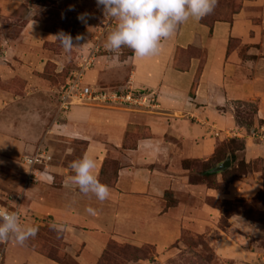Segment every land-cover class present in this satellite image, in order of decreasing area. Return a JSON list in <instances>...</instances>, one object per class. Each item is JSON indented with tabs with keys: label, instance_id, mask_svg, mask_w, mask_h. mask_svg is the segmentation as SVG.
<instances>
[{
	"label": "rangeland",
	"instance_id": "1",
	"mask_svg": "<svg viewBox=\"0 0 264 264\" xmlns=\"http://www.w3.org/2000/svg\"><path fill=\"white\" fill-rule=\"evenodd\" d=\"M247 11L252 12V24L258 25L259 31L250 33L249 39L244 33L230 37L225 53L226 60L235 58L236 72L245 77L249 75V70L243 68L247 60L255 62L260 71L264 63L263 7H248ZM81 14H86L85 20L77 19ZM229 16L231 8L226 1L220 2L209 14L207 24ZM116 23L104 15L96 0H0V209L19 213L21 224L37 228L35 236L23 244L12 239L0 241V264H17L12 260V250L18 246L51 253L60 264H78L71 255L64 254L65 234L44 217L48 214L42 206L43 197L60 188V175L52 174V166H69L85 148L84 142L60 132L67 118L66 111L59 107V91L76 71H82L84 58L96 46L95 60L82 71L81 82L109 94L114 89H126L128 68L122 62L132 50L125 46L118 51L106 48L107 36ZM60 31L70 35L77 48L65 52L52 37ZM78 35L82 39L76 41ZM250 48L253 55L247 54ZM188 54L204 61L205 50L188 49ZM249 102L258 107L253 100L232 103L233 114L244 122L252 119ZM74 107L100 109V115L109 118L108 114L119 111H152L158 103L149 108ZM254 124L255 131L260 126L264 130V121L255 118ZM239 130L241 133L217 143L220 157L239 148L238 142L231 144L229 139L243 141L251 137L264 141L251 136L253 130L245 131V126ZM42 148L51 155L46 169L51 177L36 172L37 182H28L25 157ZM236 153L226 172L214 173L216 176L199 183L189 181L188 170L180 161L177 171L185 173L188 181L174 184L170 179L160 207H152L151 211L143 197L137 200L140 213L134 214L135 228L103 232L107 250L101 264H264V160L246 161L244 152ZM202 162H189L192 175L204 169ZM233 182L240 187L230 186ZM187 183L190 186L186 187ZM244 186L251 187V192L245 193ZM115 234L119 238L111 237ZM83 257L86 264L94 261L90 254Z\"/></svg>",
	"mask_w": 264,
	"mask_h": 264
},
{
	"label": "crops",
	"instance_id": "2",
	"mask_svg": "<svg viewBox=\"0 0 264 264\" xmlns=\"http://www.w3.org/2000/svg\"><path fill=\"white\" fill-rule=\"evenodd\" d=\"M260 6L264 11V0H243L232 22L215 21L212 29L200 22L202 17L189 18L162 41L157 54L137 58L131 51L122 62L128 68L127 82L140 91L154 90L158 95L155 110L119 111L108 114L109 118L100 115V109L73 106L66 111L67 124L60 127V132L85 143L81 157L88 154L94 158L97 178L108 160L117 169L114 184L107 186L109 196L100 201L91 193L79 192L69 180L73 175L69 166H52L51 172L60 175L61 184L54 193L43 197L42 206L48 214L44 217L63 230L65 251L79 264H86L85 253L94 258L92 264L96 263L105 247L103 232L136 227L134 214L140 213L137 200L143 197L151 211L152 207H160L170 179L174 184L188 181L185 173L177 171L180 161H206L215 153L219 141L241 133L235 125L234 101H256L255 118L263 123L264 63L260 71L255 62L247 60L243 68L251 76L245 77L236 72L235 58L226 60L225 54L230 37L244 33L249 39L250 33L259 31V26L252 24V12L247 10ZM262 18L264 28V15ZM179 49L205 50L204 61L201 63L195 56L180 57ZM253 51L250 48L247 54L253 55ZM243 140L246 161L264 160V141L251 137ZM230 186L240 187L237 182ZM243 191L250 193L251 187L244 186ZM88 207L96 214L86 212ZM111 237L119 238L117 234ZM77 247L82 250L77 251ZM12 254L17 264H59L25 247H15Z\"/></svg>",
	"mask_w": 264,
	"mask_h": 264
},
{
	"label": "clouds",
	"instance_id": "3",
	"mask_svg": "<svg viewBox=\"0 0 264 264\" xmlns=\"http://www.w3.org/2000/svg\"><path fill=\"white\" fill-rule=\"evenodd\" d=\"M217 0H96L106 17L117 21L115 28L108 34L106 48L118 51L122 46L132 50L137 58H145L159 52L162 41L170 38L177 27L189 18L199 19L211 13ZM86 14L77 17L85 20ZM65 52L77 48L73 38L58 32L52 36ZM81 36L75 38L76 41ZM73 175L69 180L77 186L80 193H91L103 201L109 196V188L95 175L96 162L88 154L72 161L69 165ZM91 215L95 210L85 209ZM55 227V226H54ZM37 228L21 224L17 212L0 209V241L14 240L23 244L35 236Z\"/></svg>",
	"mask_w": 264,
	"mask_h": 264
},
{
	"label": "built area",
	"instance_id": "4",
	"mask_svg": "<svg viewBox=\"0 0 264 264\" xmlns=\"http://www.w3.org/2000/svg\"><path fill=\"white\" fill-rule=\"evenodd\" d=\"M98 47L93 48L82 65L81 70L87 69L95 60V53L98 51ZM78 70L73 74V78L70 79L66 85L62 87L59 91V107L64 111H68L71 107L76 105H116L123 108H149L156 105V92L148 90L147 92L136 91L130 85L126 86V89L122 90H112L109 94L108 92L102 91L101 89L95 88L90 84H85L81 82L83 78V72ZM263 126H260L257 131L252 132L251 136H257L260 140L264 139ZM51 163V155L47 151L42 149H37V151L26 156L24 160V165L26 167V178L28 182H37L38 175L36 172L43 173L45 176L51 177L48 169ZM43 168H40V167ZM40 168V169H39ZM10 212V211H9ZM19 216V213H17ZM20 218V216H19Z\"/></svg>",
	"mask_w": 264,
	"mask_h": 264
},
{
	"label": "trees",
	"instance_id": "5",
	"mask_svg": "<svg viewBox=\"0 0 264 264\" xmlns=\"http://www.w3.org/2000/svg\"><path fill=\"white\" fill-rule=\"evenodd\" d=\"M223 1H226L227 6L229 8H231V16H229V19H225V18H222L221 17L220 19H216V20L212 21V24L209 26V24H207V23H209L207 21L208 18H209V14H210L209 13L206 16L202 17L201 20H200V22L202 24L208 26L209 28H212V25L214 24L215 21L231 22L232 21V16L234 14L238 13L241 10V8H242V1L243 0H217L216 3H217V5H220V2H223ZM178 56H180V57H183L184 56V57H188L189 58L190 57V54H188V49H179L178 50ZM188 58L186 59L187 60V62H186L187 64H188ZM176 68L179 69V68H182V67L181 66L180 67L176 66ZM198 74H199V71L197 72L196 77L194 79V82H193L194 84L198 80L197 79L198 78ZM249 104L252 105V106H250L251 107L250 110L252 112V113H250L251 114V118H252L250 121L244 122L243 120H239V115L238 114H235L234 115V118H235V122H236V124L238 125L239 128H240V126H245L246 127V130L245 131H251V130H254L255 131L256 129H254V126H255L254 119H255V115L257 113V106L255 105V103H252V102H249ZM236 142H238L239 148H236L235 150L234 149H231V150L227 151V153L224 154L222 157H220L218 155L220 153V150H218V146H217L216 147V151L213 154V156L210 159L206 160L205 162H202L203 164H205L204 169L202 171H199V172L194 173L193 175L191 173L192 170L189 169L188 164H189V162L191 163L192 161H199V160L198 159H193V160L192 159H184V160H182L181 162H182V165L184 164V169L188 170V173H189V181L192 180L191 182H196V183L198 182L199 183V182H202L203 180L205 181V180H208L209 178H212V177L216 176V174H208V173H206V171L208 169H210V168L218 165L222 161H224V159L226 158L227 155L230 156V160L234 161L236 159V154H237L236 151H243L244 148H245V142H244V140L242 141V140H239V139H229V143H231V144L232 143H236ZM217 155H218V157H217ZM242 161H244V160H242ZM241 164L246 167L245 162H243ZM224 172H226V171L224 170V171H222L220 173H224ZM242 174H245V172L241 173V175ZM116 175H117V169L116 168H111L110 167V164H109V160H108V162L107 161L104 162V164H103V166H102V168L100 170V176L98 177V180L102 184H104L106 186L113 185L114 182H115V179H116ZM191 182H190V184H191ZM209 188H212V187H209ZM57 232L59 233V230ZM106 250L107 249L105 248L102 251V254L100 255V257L98 258V260L96 261L95 264H101V261H102L104 255H105V253H106ZM35 251H37L38 253L42 254L43 256H45V257H47V258H49V259H51V260H53V261H55V262H57L59 264L61 263L60 260L57 257H55L54 255H52L51 253H44L43 254V252H41L39 250H35ZM63 252H64L65 255L68 256L67 252L65 251V246L63 248Z\"/></svg>",
	"mask_w": 264,
	"mask_h": 264
},
{
	"label": "water",
	"instance_id": "6",
	"mask_svg": "<svg viewBox=\"0 0 264 264\" xmlns=\"http://www.w3.org/2000/svg\"><path fill=\"white\" fill-rule=\"evenodd\" d=\"M230 167V156L227 155L224 161L219 163L218 165L212 167L211 169L207 170L206 173L208 174H214V173H220Z\"/></svg>",
	"mask_w": 264,
	"mask_h": 264
}]
</instances>
